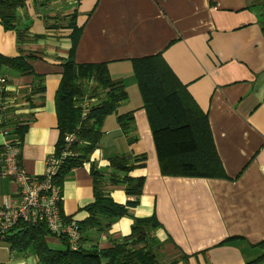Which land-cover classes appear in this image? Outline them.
<instances>
[{
  "label": "crops",
  "instance_id": "crops-1",
  "mask_svg": "<svg viewBox=\"0 0 264 264\" xmlns=\"http://www.w3.org/2000/svg\"><path fill=\"white\" fill-rule=\"evenodd\" d=\"M16 15V30L0 24V103H9L0 113L1 129H9L5 137L0 133V153L5 142L18 143L28 175L44 173L59 140L54 100L71 47L70 22L80 29L74 63L106 64L126 93L105 118L87 162L60 186L61 216L75 222L88 217L84 209L93 201L90 168L115 204L136 200L105 232L88 230L85 246L109 249L129 238L136 219L154 218L150 238L159 248L158 264H246L264 255V0H26ZM158 54L206 116L222 178L160 174L132 74L133 60ZM19 56L32 57L31 74L1 62ZM127 114L131 123L123 129L117 117ZM15 123L26 126L20 140ZM114 156H144L128 173L143 178L137 198L110 185ZM17 195L15 183L0 176V205L15 204ZM46 242L60 249L57 238ZM0 264H36V258L0 240Z\"/></svg>",
  "mask_w": 264,
  "mask_h": 264
},
{
  "label": "trees",
  "instance_id": "trees-1",
  "mask_svg": "<svg viewBox=\"0 0 264 264\" xmlns=\"http://www.w3.org/2000/svg\"><path fill=\"white\" fill-rule=\"evenodd\" d=\"M26 0H0V24L5 30L17 29L16 9L23 7ZM75 17L74 13L71 20ZM71 47L68 58L62 64L61 79L55 94V111L58 122L59 140L55 154L63 148L66 135L75 134L71 145L72 155L60 165L54 177L59 187L72 168L87 162L102 136V126L107 116L115 113L118 104L126 98L119 83L113 82L106 64H75L74 50L80 36V29L70 22ZM25 29L17 31L18 39ZM264 37V23L261 26ZM22 56L6 58L1 62L19 74H31V66ZM132 74L137 84L152 136L159 171L162 176L186 178H222L223 172L218 160L206 116L201 113L185 92V88L171 73L161 56L155 55L132 61ZM92 100L90 107L81 118L78 103ZM117 123L127 129L131 123L130 114L117 117ZM5 124H0L1 127ZM26 126L14 124L15 134L20 136ZM144 160V156H114L109 158V166L114 174L110 185H122L127 196L137 198L141 193L143 178H130L128 173L134 162ZM93 178V201L85 207L88 217L76 222L80 239L76 250H71L64 235L56 237L60 249L50 247L46 237H54L44 223L18 222L10 228L2 240L10 251L30 254L36 264H158V245L151 244L150 234L157 227L154 218L136 219L131 227L129 238L113 243L106 250L87 241L88 230L105 232L117 218L127 214V206L115 204L109 195L102 191L99 173L90 168ZM65 222L69 218L63 217ZM139 246V247H138ZM260 258L246 264H259Z\"/></svg>",
  "mask_w": 264,
  "mask_h": 264
},
{
  "label": "built area",
  "instance_id": "built-area-1",
  "mask_svg": "<svg viewBox=\"0 0 264 264\" xmlns=\"http://www.w3.org/2000/svg\"><path fill=\"white\" fill-rule=\"evenodd\" d=\"M5 80L0 78V85ZM0 91H3L2 89ZM91 100H83L79 107L83 119L90 107ZM9 103L4 99L0 103V113H4ZM5 122V116L0 115V123ZM9 132L7 127L0 130L5 137ZM76 140L75 134L66 135L63 148L59 154H51L46 159L45 171L40 176L28 175L20 164V148L18 143L5 142L0 153V176L10 178L17 187V201L11 204L5 201L0 205V239L18 222L44 223L47 230L59 237L64 235L71 250L78 247L80 233L78 225L72 219L65 222L59 210L62 200L60 187L54 183V177L63 161L72 155L71 145Z\"/></svg>",
  "mask_w": 264,
  "mask_h": 264
},
{
  "label": "rangeland",
  "instance_id": "rangeland-1",
  "mask_svg": "<svg viewBox=\"0 0 264 264\" xmlns=\"http://www.w3.org/2000/svg\"><path fill=\"white\" fill-rule=\"evenodd\" d=\"M80 103H78V107H79Z\"/></svg>",
  "mask_w": 264,
  "mask_h": 264
}]
</instances>
